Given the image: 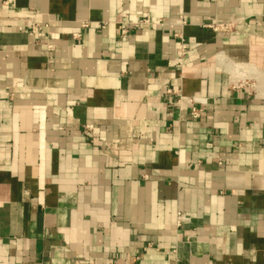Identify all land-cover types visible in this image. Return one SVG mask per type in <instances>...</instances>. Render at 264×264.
I'll use <instances>...</instances> for the list:
<instances>
[{"label": "crops", "instance_id": "obj_1", "mask_svg": "<svg viewBox=\"0 0 264 264\" xmlns=\"http://www.w3.org/2000/svg\"><path fill=\"white\" fill-rule=\"evenodd\" d=\"M0 264H264V0H0Z\"/></svg>", "mask_w": 264, "mask_h": 264}, {"label": "built area", "instance_id": "obj_2", "mask_svg": "<svg viewBox=\"0 0 264 264\" xmlns=\"http://www.w3.org/2000/svg\"><path fill=\"white\" fill-rule=\"evenodd\" d=\"M145 24H149V25H156V26H163L164 25V22L162 20H158L157 22H153L150 20V18L148 16L144 17V18H141L139 20H135V21H120L118 22V26H119V34L121 36H124V35H127L128 33L131 32V30L137 28L138 26L140 25H145ZM185 24V21L182 20L181 23H180V26H183ZM83 26H87V23H83L82 24ZM99 26H103L104 23H100L98 24ZM204 27L206 28H209L215 32H224V31H229L231 28H232V23H212V24H204L203 25ZM31 32H35L37 30H41L42 29V26L38 23H35L33 24L31 27ZM174 38L177 40V45H178V48H179V54H178V59L181 60L186 52H187V46H186V43H185V39L183 37V33L182 31H178L176 33H174ZM73 38H77L78 35L77 34H73L72 35ZM47 48L49 50H53V45H48ZM171 90L170 89H167L166 90V93H170ZM178 103H180V100L177 101ZM194 102L192 101H188V104L190 106L189 108V115L193 118V119H197L199 118L201 115H202V112H203V109L201 107H197L193 104ZM87 130H89V127L87 126L86 128ZM177 221H176V224L177 225H180V222L186 220V216L181 214V213H177Z\"/></svg>", "mask_w": 264, "mask_h": 264}]
</instances>
